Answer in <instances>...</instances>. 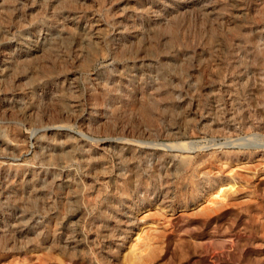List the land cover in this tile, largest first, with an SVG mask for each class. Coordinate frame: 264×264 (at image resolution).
<instances>
[{"label": "rangeland", "instance_id": "374dc122", "mask_svg": "<svg viewBox=\"0 0 264 264\" xmlns=\"http://www.w3.org/2000/svg\"><path fill=\"white\" fill-rule=\"evenodd\" d=\"M263 18L0 0V264H264Z\"/></svg>", "mask_w": 264, "mask_h": 264}, {"label": "bare ground", "instance_id": "6f19581e", "mask_svg": "<svg viewBox=\"0 0 264 264\" xmlns=\"http://www.w3.org/2000/svg\"><path fill=\"white\" fill-rule=\"evenodd\" d=\"M261 10V9H260ZM72 12V11H71ZM70 12V13H71ZM262 12V11H261ZM259 14H260V12H259ZM264 19V18H263ZM12 20V19H11ZM57 23V22H56ZM73 25V24H72ZM11 28V27H10ZM56 29V28H55ZM180 34V33H179ZM95 35V34H94ZM235 35H237V34H235ZM167 38V37H166ZM173 43V42H172ZM175 43V42H174ZM210 45V44H209ZM172 47V46H171ZM175 47V46H174ZM129 49V48H128ZM184 50V49H183ZM258 53V52H257ZM159 54V53H158ZM255 57V56H254ZM256 58V57H255ZM160 60V59H159ZM90 60H88V62H89ZM124 61V60H123ZM88 62H87V64H88ZM91 63V62H90ZM85 67V66H84ZM83 67V68H84ZM87 71V70H86ZM171 72V71H170ZM42 81V80H41ZM166 84V83H165ZM164 85V84H163ZM165 86V85H164ZM162 88V87H161ZM169 88V87H168ZM166 89V88H165ZM150 91V90H149ZM162 91V90H161ZM169 92V91H168ZM163 93V92H162ZM161 93V94H162ZM67 94V93H66ZM112 94V93H111ZM166 94H168V93H166ZM150 96V95H149ZM156 96V95H155ZM166 96V95H165ZM157 97V96H156ZM159 98H161V97H159ZM169 98V97H168ZM64 99V98H63ZM109 99V98H108ZM138 99V98H137ZM167 99V98H166ZM172 99V98H171ZM170 100V99H169ZM171 101V100H170ZM169 101V102H170ZM169 102H167V103H169ZM144 103V102H143ZM175 103V102H174ZM159 104V103H158ZM155 105V104H154ZM140 106V105H139ZM147 106V105H146ZM131 107V106H130ZM142 108V107H141ZM172 108V107H171ZM170 108V109H171ZM168 109V108H167ZM143 110V109H142ZM140 112V111H139ZM141 113V112H140ZM151 114H152V112H150ZM149 113V114H150ZM143 114H145V115H147L148 113H147V110H145L144 109V111H143ZM154 114V113H153ZM154 117H156V116H154ZM149 119V118H148ZM153 121V120H152ZM151 121V122H152ZM154 122V121H153ZM73 139V138H72ZM70 140V139H69ZM74 140V139H73ZM53 141V140H52ZM4 142V141H3ZM62 143V142H61ZM70 143V142H69ZM55 144V143H54ZM185 144V143H184ZM56 145V144H55ZM186 146H187V144H186ZM184 149V148H183ZM238 153V152H237ZM66 155H68V154H66ZM65 155V156H66ZM70 157H71V155H70ZM234 157H235V154H234ZM122 158V157H121ZM237 158V157H236ZM240 158V157H239ZM123 159V158H122ZM223 159V158H222ZM225 159H229V158H225ZM232 159V158H231ZM64 160H66V159H64ZM88 161V160H87ZM220 161V160H219ZM223 161H224V159H223ZM226 161V160H225ZM218 162V161H217ZM185 165H186V163H184ZM29 165V164H28ZM86 165H87V163H86ZM95 165V164H94ZM123 165V164H122ZM193 165V164H192ZM2 166V165H1ZM93 166V165H92ZM188 166H191V164L190 165H188ZM195 166V165H194ZM7 167V166H6ZM5 167V168H6ZM29 167V166H28ZM3 168H4V166H3ZM180 168V167H179ZM189 168V167H188ZM11 170V169H10ZM32 170V169H31ZM195 170V169H194ZM8 171V170H7ZM17 171V170H16ZM24 171V170H23ZM30 171V170H29ZM197 171V170H196ZM13 172H15V171H13ZM22 172V171H21ZM43 172V171H42ZM8 173V172H7ZM53 173V172H52ZM193 173V172H192ZM192 173H190V174H192ZM238 173V172H237ZM236 173V174H237ZM21 174V173H20ZM195 174V173H194ZM206 174V173H205ZM217 174V173H216ZM6 175V174H5ZM45 175V174H44ZM210 175V174H209ZM219 175V174H218ZM181 176V175H180ZM136 177V176H135ZM189 177V176H188ZM229 177H230V179H229ZM228 177V181L229 180H231V179H234L235 177L232 175V176H229ZM213 178V177H212ZM226 178H227V176H226ZM226 178H224V177H221V176H218V177H214L212 180H211V182H213V184H219V185H223L224 183H225V180H226ZM208 179H210V178H208ZM225 179V180H224ZM134 180V179H133ZM202 180V179H201ZM200 180V181H201ZM33 181V180H32ZM36 181H38V180H36ZM197 181V180H196ZM232 181V180H231ZM234 181H235V179H234ZM239 181V180H238ZM128 182V181H127ZM126 182V183H127ZM199 182V181H198ZM233 182V181H232ZM237 182V181H236ZM203 183H204V181H203ZM193 184V183H192ZM205 184V183H204ZM207 184V183H206ZM229 184V183H228ZM127 185V184H126ZM194 185V184H193ZM197 185V184H196ZM210 185V184H209ZM149 186V185H148ZM195 186V185H194ZM199 186V185H198ZM211 186V185H210ZM200 187V186H199ZM89 188H90V186H89ZM123 188V187H122ZM194 188V187H193ZM125 189V188H124ZM195 190V189H194ZM127 190H125V193H127L126 192ZM198 191V190H197ZM46 192V191H45ZM85 192V191H84ZM201 192V191H200ZM236 192H237V190H236ZM50 193V192H49ZM70 193V192H69ZM124 193V192H123ZM76 194V193H75ZM80 194V193H79ZM78 194V195H79ZM128 194V193H127ZM44 196V195H43ZM46 196V195H45ZM51 196V195H50ZM192 196H193V194H192ZM64 197V196H63ZM67 198V197H66ZM192 198H194V197H192ZM197 198V197H196ZM78 199V198H77ZM33 200V199H32ZM72 200V199H71ZM31 201V200H30ZM36 201V200H35ZM70 201V200H69ZM76 202V201H75ZM68 203V202H67ZM128 203V202H127ZM32 204V203H31ZM34 204V203H33ZM37 204V203H36ZM75 204V203H74ZM80 204V203H79ZM15 205V204H14ZM108 206V205H107ZM29 207V206H28ZM31 207L32 206H30V209H31ZM76 207V206H75ZM128 207H130V206H128ZM33 208V207H32ZM48 208H50V207H48ZM72 208V207H71ZM26 209H27V207H26ZM116 209H118V208H116ZM52 210H53V208H52ZM109 210V209H108ZM121 210V209H120ZM67 211V210H66ZM118 211V210H117ZM218 211V210H217ZM30 212V211H29ZM32 212H34V211H32ZM119 212V211H118ZM215 212V211H214ZM213 212V213H214ZM99 213V212H98ZM107 213V212H106ZM210 213V212H209ZM212 213V214H213ZM215 213H217V212H215ZM101 214V213H100ZM103 214H104V212H103ZM119 214H120V212H119ZM211 214V213H210ZM92 215V214H91ZM98 215V214H97ZM59 216V215H58ZM86 216V215H85ZM105 216V215H104ZM103 216V217H104ZM108 216V215H107ZM52 217V216H51ZM57 217V216H56ZM88 217V216H87ZM53 218V217H52ZM62 218V217H61ZM93 218H95V217H93ZM106 218V217H105ZM96 219V218H95ZM107 219V218H106ZM115 219V218H114ZM34 220V219H33ZM85 220V219H84ZM86 220H87V218H86ZM108 220V219H107ZM113 220V219H112ZM58 221H59V218H58ZM93 221V220H92ZM111 221V220H110ZM116 221V220H115ZM115 221H114V223H115ZM119 221V220H118ZM56 223V222H55ZM91 223V222H90ZM89 223V224H90ZM113 223V222H112ZM117 223V222H116ZM57 224V223H56ZM59 224H60V222H59ZM93 224V223H92ZM138 224V223H137ZM16 225V224H15ZM19 225V224H18ZM81 225V224H80ZM119 225V224H118ZM121 225V224H120ZM123 225V224H122ZM57 226V225H56ZM67 226V225H66ZM90 226V225H89ZM94 226V225H93ZM96 226V225H95ZM102 226V225H101ZM25 227V226H24ZM58 227V226H57ZM104 227H106V226H104ZM125 227H126V225H125ZM70 228V227H69ZM107 228H108V226H107ZM106 228V229H107ZM122 229L124 228V227H121ZM57 228H55V230H56ZM88 229V228H87ZM105 229V228H104ZM110 230H112V228H109ZM120 229V228H119ZM262 229V228H261ZM51 230H53L52 229V227H51ZM46 231V230H45ZM121 231V230H120ZM33 232V231H32ZM35 232V231H34ZM109 232V231H108ZM111 232V231H110ZM114 232V231H113ZM128 232V231H127ZM127 232H125V233H127ZM131 232H132V230H131ZM53 233V232H52ZM123 233V232H122ZM54 234H55V232H54ZM111 234H112V232H111ZM128 234V233H127ZM52 235V234H51ZM67 235V234H66ZM105 235V234H104ZM48 236V235H47ZM68 236V235H67ZM72 237V236H71ZM43 238V237H42ZM29 239V238H28ZM122 240V239H121ZM53 241V240H52ZM37 242V241H36ZM123 242V241H122ZM28 243V242H27ZM40 244V243H39ZM121 245H122V243H121ZM120 245V246H121ZM49 247V246H48ZM52 247V246H51ZM47 248V247H46ZM119 248V247H118ZM146 248V247H145ZM41 249V248H40ZM56 251V250H55ZM149 251V250H148ZM153 251V250H152ZM152 254V253H151ZM43 259V258H42Z\"/></svg>", "mask_w": 264, "mask_h": 264}]
</instances>
